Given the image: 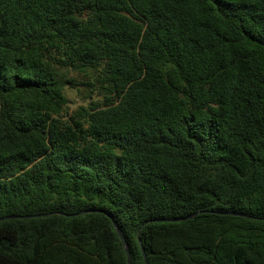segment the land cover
Wrapping results in <instances>:
<instances>
[{
	"label": "trees",
	"instance_id": "1",
	"mask_svg": "<svg viewBox=\"0 0 264 264\" xmlns=\"http://www.w3.org/2000/svg\"><path fill=\"white\" fill-rule=\"evenodd\" d=\"M39 213L0 264H127L112 222L131 264H264V0H0V217Z\"/></svg>",
	"mask_w": 264,
	"mask_h": 264
},
{
	"label": "water",
	"instance_id": "2",
	"mask_svg": "<svg viewBox=\"0 0 264 264\" xmlns=\"http://www.w3.org/2000/svg\"><path fill=\"white\" fill-rule=\"evenodd\" d=\"M82 212H85V211H82ZM57 213L58 214H63L62 212H57ZM198 213H215V214H225V215H235V216H246V217H249V216H247V215H245L243 213L232 212V211H208V210H201V211H198ZM49 214L50 213H39V214H34V215L33 214H28V215H6L4 217H0V221L1 220H5V219L19 218V217H22V218H26V217H42V216H46V215H49ZM77 214H80V213H74V214H71V215H77ZM194 215L195 214H191V215H188V216H185V217H178V218H154V219H150V220L144 222L143 225H145L146 223H149V222H153V221H161V222L171 221V222H176V221H181V220H186V219L193 218ZM112 224H113V226H114V228L116 230L117 235L120 238L122 247H123L125 255H126V262H127V264H131V258H130V254H129V251L127 249V246L125 244V239L121 235L120 229L118 228L116 223L112 222ZM142 255H143L144 263L146 264V257H145V253H144L143 249H142Z\"/></svg>",
	"mask_w": 264,
	"mask_h": 264
},
{
	"label": "rangeland",
	"instance_id": "3",
	"mask_svg": "<svg viewBox=\"0 0 264 264\" xmlns=\"http://www.w3.org/2000/svg\"><path fill=\"white\" fill-rule=\"evenodd\" d=\"M87 78V77H86ZM80 79L85 80V77H80ZM83 92V87H78L77 91L74 90H66V97L68 99V105L66 107V110H68V113H73V111L81 104H84L85 102L83 99H81L80 93Z\"/></svg>",
	"mask_w": 264,
	"mask_h": 264
}]
</instances>
